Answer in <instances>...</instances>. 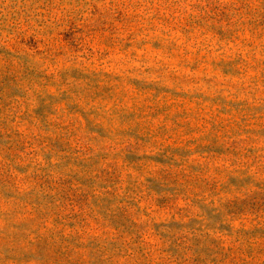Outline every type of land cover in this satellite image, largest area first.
<instances>
[{"label": "rangeland", "instance_id": "374dc122", "mask_svg": "<svg viewBox=\"0 0 264 264\" xmlns=\"http://www.w3.org/2000/svg\"><path fill=\"white\" fill-rule=\"evenodd\" d=\"M0 264H264V0H0Z\"/></svg>", "mask_w": 264, "mask_h": 264}]
</instances>
